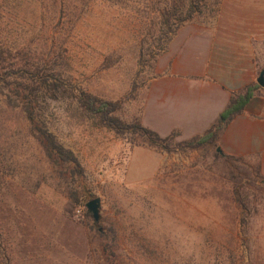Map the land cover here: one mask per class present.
Wrapping results in <instances>:
<instances>
[{
	"label": "rangeland",
	"instance_id": "374dc122",
	"mask_svg": "<svg viewBox=\"0 0 264 264\" xmlns=\"http://www.w3.org/2000/svg\"><path fill=\"white\" fill-rule=\"evenodd\" d=\"M49 7L42 18L35 16L38 8L27 7L36 11L21 42L31 52L44 44L42 55L57 56L54 67L65 82L104 99L128 97L124 105L135 112L155 57L137 64L129 19L96 3L70 26ZM15 28L5 29L9 38ZM38 30L30 42L28 33ZM43 106L45 126L77 158L83 175L46 159L0 82V241L10 264H264V188L241 180L255 203L242 228L231 164L214 147L132 146L77 118L64 100ZM237 165L250 171L254 160ZM93 197L100 204L96 222L84 206Z\"/></svg>",
	"mask_w": 264,
	"mask_h": 264
},
{
	"label": "trees",
	"instance_id": "16d2710c",
	"mask_svg": "<svg viewBox=\"0 0 264 264\" xmlns=\"http://www.w3.org/2000/svg\"><path fill=\"white\" fill-rule=\"evenodd\" d=\"M220 1L0 0V82L6 89L7 96L12 99L13 105L18 106L23 113L29 124V132L37 141L46 159L55 165L68 164L69 172L72 175L77 177L83 175L82 167L77 158L64 148L57 140L56 135L45 126V106L43 105L59 100L66 101L72 109L73 115L77 118L90 120L95 126L111 130L117 137L124 139L132 146L144 145L164 152L194 150L204 146H212L215 149L214 155L216 157H221L228 165L231 164L230 171L233 172L231 175L235 180L232 189L233 199L240 208L239 223L244 228L249 216L247 214L249 205L251 203L253 206L255 203L249 198V193L244 191L245 185L240 184V182L243 179L248 181V186L255 185L254 188H264V176L259 173L255 156L243 157L225 154L218 148L217 139L227 122L239 114L251 97L258 93L260 85L256 81L232 92L215 121L203 133L188 139L176 140L177 130L160 136L141 123L143 100L134 112L124 105V101L128 97L115 100L104 99L82 88L70 85L61 78L58 69L54 67L57 56L54 55L55 58L48 59L42 55V51L45 50L44 44H40L43 49L40 47L38 49L33 48L31 52L27 44L21 42L24 38L23 34L26 35L27 32L23 29L24 24L33 18L31 13L36 11L32 9L34 7L39 9L35 16L38 15L42 18L47 12V5H50L51 10L48 9V11L52 13L53 17L56 15L67 17L68 21H71L70 26H74L81 21L82 16L92 5L105 3L117 8L131 22L133 34L130 51L136 55L139 65L147 60L145 55L156 58L165 50L170 38L184 23L209 24L214 21ZM27 7L32 8L27 9ZM73 20L75 24L72 23ZM11 26L16 28L14 36L9 38L5 29ZM38 32L39 30L28 33L30 35L28 40L33 41L34 34L37 35ZM49 38L52 39V36L47 37V39ZM42 41L46 42V37ZM48 49L50 50L49 47ZM48 53L46 54L48 55ZM261 70H263L262 80H264V68ZM134 90L135 84L133 83L129 94ZM216 148H218L217 151ZM246 158L254 160L253 170L249 171L246 167H238L237 164ZM109 230L112 233L110 228ZM107 246V243H103L102 249L107 250ZM0 264H10L5 244L1 241Z\"/></svg>",
	"mask_w": 264,
	"mask_h": 264
},
{
	"label": "crops",
	"instance_id": "0c3cea01",
	"mask_svg": "<svg viewBox=\"0 0 264 264\" xmlns=\"http://www.w3.org/2000/svg\"><path fill=\"white\" fill-rule=\"evenodd\" d=\"M262 68L264 0H221L214 21L184 23L155 58L141 123L160 136L177 130V140L201 134L230 94L256 81ZM217 144L225 154L255 156L264 176V80Z\"/></svg>",
	"mask_w": 264,
	"mask_h": 264
},
{
	"label": "water",
	"instance_id": "95a60500",
	"mask_svg": "<svg viewBox=\"0 0 264 264\" xmlns=\"http://www.w3.org/2000/svg\"><path fill=\"white\" fill-rule=\"evenodd\" d=\"M262 76H263V70H260L259 71V74L256 78V82L259 84V85H262L263 84V80H262ZM218 150V148H216V151ZM85 209L86 211L90 214L92 220L94 222L98 221L99 219V198L98 197H93V198H90L88 199L85 204Z\"/></svg>",
	"mask_w": 264,
	"mask_h": 264
}]
</instances>
